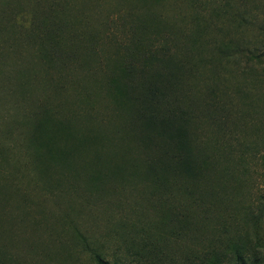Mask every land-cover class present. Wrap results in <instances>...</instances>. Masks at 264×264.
Here are the masks:
<instances>
[{"label": "rangeland", "instance_id": "rangeland-1", "mask_svg": "<svg viewBox=\"0 0 264 264\" xmlns=\"http://www.w3.org/2000/svg\"><path fill=\"white\" fill-rule=\"evenodd\" d=\"M5 3L6 13L0 12V218L4 229L13 232L6 241L17 259L13 264H98L84 236L102 258L118 259L119 264H264V0L66 3L78 16L74 55L69 62L41 56L35 69L39 77L63 85L82 123V150L111 172L99 193L91 194L84 184L67 181L68 175L57 176V193L51 192L27 144L34 103L22 100V92L27 90L28 99L42 100L26 68L15 64L14 52L38 57L40 38L26 34L44 27L36 22L31 28L33 16L38 20L49 12L53 20L60 11L52 0H0V7ZM134 34L152 55L144 63L158 87L152 104L143 98L140 109L157 116L166 109L167 115L171 94L185 100L191 89L192 102L180 104L194 114L190 141L199 150L203 141L210 142L209 154L202 148L208 155L199 172L177 180L169 175L158 188L142 169L162 145L169 151L166 135L145 126L138 132L135 126L128 128L125 121L134 107L126 99L125 106L131 108L124 111L117 91L97 94L91 105L85 104L68 67L94 68L101 92L104 74L123 60ZM188 47L198 53L192 58V74L185 72L173 90L168 85L169 61L175 50L183 55ZM242 48L250 49L247 55H239ZM133 54L132 61L139 63ZM9 75L28 84L12 90ZM205 100L220 102L210 119ZM7 161L23 170L16 171L23 180L7 179ZM50 161L42 164L47 170ZM187 182L191 194L182 189Z\"/></svg>", "mask_w": 264, "mask_h": 264}, {"label": "trees", "instance_id": "trees-1", "mask_svg": "<svg viewBox=\"0 0 264 264\" xmlns=\"http://www.w3.org/2000/svg\"><path fill=\"white\" fill-rule=\"evenodd\" d=\"M52 1L54 2L57 12L60 11V13L53 15V18H55L53 20L48 19L47 13L49 12L41 15L38 20L33 16V25H31V28H36V22H38L44 29L42 31H40V29H38V31L30 30L26 34V37L29 38H40L36 46L38 57L33 55L27 59L24 53H18L7 49L9 54L14 52L17 62L15 64L26 68L23 69L28 79H31V83L39 88V93L41 94L42 102H38V100L33 101L27 98V96H29L27 90L25 94L22 92V100L26 99L34 103V110L28 118L29 127L26 132L28 137L27 144H31L29 147L31 154L41 164L42 167L39 168V170L41 174L43 173L45 175L46 185H48L51 192L54 194L57 193L56 183L54 182L57 180V176L63 178L68 175L71 179L65 177L67 181L71 180L75 183L84 184V186L88 188L87 193H99L98 191H100L104 185V179L106 180L111 172L102 169L96 159L86 155L82 150L81 133H79L82 123L80 124L79 116L75 114L73 109L74 103L71 98H69V95L65 94L66 91L63 89V85L57 84L46 75L39 77L35 69V65H41L37 61L41 59V56L48 57L51 60L62 58L65 59L66 62H69L70 57L74 55L71 50L72 43L75 42V37L78 36L75 34L76 26H74L78 16L72 13V8L70 9L66 4H71L73 0ZM7 8L8 6L5 8L0 7V12L4 15ZM72 29L74 31H72ZM141 41V37L139 38L138 35L134 34L132 36L131 47H127V52H125L123 60L118 61V64L113 67L111 73L104 74L105 78H102L100 85L101 92L97 90V81L95 82L96 70L94 68H86L83 64L67 65L69 71L72 72L73 87L79 89L85 104L91 105L97 94L102 93L110 95V92L117 91L122 97L121 104L124 107V111L131 108L130 106H125V104H127L126 99L130 100L131 106L134 107L133 111H131L132 114L125 121V125H131H126L128 128L135 126L138 132L145 126L146 128L149 127L150 129H154L155 132L159 131L166 135V139L170 142L169 151L166 150L165 145H162L161 149L157 150L156 158H154L153 161L151 159L147 163L144 162L145 166L142 169L143 175L149 179L151 185L158 188L164 185L171 176L175 179H185L187 175L199 172L202 168L201 161L206 159V155L209 154L208 148L210 142L203 141L199 150L198 146L196 147L190 141L193 137L191 117L194 114L192 112L191 114L184 112L180 104H186L185 100L187 104L192 102L191 99L195 97V95L191 93V89L186 90L185 100L171 94L167 115H165L166 109L163 110V116H157L156 112H152L150 109L148 111L147 108L140 109L138 104H140L143 98H147L150 104H152L151 100L157 97L155 95L158 89L151 78L150 70L144 63L145 60L152 55L151 53H147L145 48L141 46ZM188 48L189 49L183 55L179 53V50H175L173 53V60L171 58L169 61V64H171L169 79L171 81L169 80L168 85L169 88H173V90L177 87L179 80L185 72H188L190 75L192 74V58L198 53L197 50H194L192 47ZM89 49L91 50V47ZM249 51L250 49L242 48L237 52L240 56H244L247 55ZM133 52H136L140 57L139 63H134L132 61L135 56ZM233 55L236 56L237 54L233 53ZM14 56L8 55V59L14 60ZM39 70L43 74H46L41 66ZM81 71L84 72L83 76H80ZM8 79V85L15 91L17 89L15 86L19 85L26 87V84H28L18 77L11 78L9 75ZM88 80L91 81L90 86H88L90 83V81L87 82ZM208 91L211 94L215 92L212 87L208 88ZM50 96L55 98L53 102H50ZM219 106L220 102L218 101H204V110L208 112L209 119L216 115L214 109H219ZM210 111L213 114L210 113ZM202 113L204 112L202 111ZM157 117L162 118L157 120ZM193 118H195V116H193ZM203 147L208 154L204 155L202 153ZM197 157H199V160ZM47 158L51 159L50 162L52 164V167L50 166L48 170L42 165L46 164ZM5 170L7 179L10 181L14 182L18 180L20 182L25 178L17 176L16 171L19 170L23 172V170L17 167L16 163L12 161L6 162ZM176 174L178 175L176 176ZM73 177H76L75 180H72ZM182 189H184L187 194H191V188L188 182L187 184H183ZM61 190L62 189H60L59 192ZM1 218L0 235L4 234L5 237L0 240V264H13L17 262V259L7 250L8 243L6 242L7 239L12 236L13 232L12 229L8 227L7 230L4 229L5 225H3ZM78 234L83 237L81 232H78ZM86 240L84 236V244L88 250H92L93 258L98 261V264H119L118 259L108 260L102 258L101 254L95 251V248Z\"/></svg>", "mask_w": 264, "mask_h": 264}]
</instances>
